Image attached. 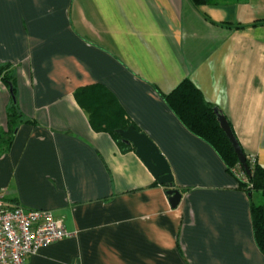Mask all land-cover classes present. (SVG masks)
Masks as SVG:
<instances>
[{
	"label": "crops",
	"instance_id": "crops-1",
	"mask_svg": "<svg viewBox=\"0 0 264 264\" xmlns=\"http://www.w3.org/2000/svg\"><path fill=\"white\" fill-rule=\"evenodd\" d=\"M3 62L25 120L0 154L2 197L72 232L26 264H264L248 194L162 97L190 78L264 165V0H0ZM93 83L163 154L176 207L135 150L91 127L74 91ZM10 99L0 81V130Z\"/></svg>",
	"mask_w": 264,
	"mask_h": 264
},
{
	"label": "trees",
	"instance_id": "trees-1",
	"mask_svg": "<svg viewBox=\"0 0 264 264\" xmlns=\"http://www.w3.org/2000/svg\"><path fill=\"white\" fill-rule=\"evenodd\" d=\"M190 1L199 6L217 4L220 0ZM0 81L8 87L11 97L6 107L5 127L0 130L1 154L9 148L18 125L25 119L15 100L16 80L11 63H0ZM162 97L186 129L214 148L227 171L237 180V187L248 194L254 242L264 254V165L245 154L250 174L245 173L229 140L220 128L214 111L217 107L205 99L202 91L190 78L182 79L170 92L162 94ZM74 98L88 115L89 123L95 131L110 134L123 152L135 150L132 144L122 141L119 131L129 126L143 131L128 116L116 96L106 86L101 83L80 86L75 89ZM228 123L231 126L229 121ZM162 186L166 191L177 189L180 192L173 181ZM12 205L18 206L15 203Z\"/></svg>",
	"mask_w": 264,
	"mask_h": 264
},
{
	"label": "built area",
	"instance_id": "built-area-1",
	"mask_svg": "<svg viewBox=\"0 0 264 264\" xmlns=\"http://www.w3.org/2000/svg\"><path fill=\"white\" fill-rule=\"evenodd\" d=\"M71 235L50 210L14 206L0 191V264H26L40 247Z\"/></svg>",
	"mask_w": 264,
	"mask_h": 264
},
{
	"label": "water",
	"instance_id": "water-1",
	"mask_svg": "<svg viewBox=\"0 0 264 264\" xmlns=\"http://www.w3.org/2000/svg\"><path fill=\"white\" fill-rule=\"evenodd\" d=\"M214 111L220 128L224 132L237 155L238 162L242 166L245 173L249 175L250 170L246 163L245 153L243 152L231 126L229 125L227 118L217 108H215ZM119 134L121 135L123 142L132 144L135 149V153L160 184H168L173 181L172 173L167 160L159 151L153 140L145 132H140L132 126H129L127 129L120 130ZM166 193L169 196L168 201L171 207H176L180 201L181 193L177 189H168Z\"/></svg>",
	"mask_w": 264,
	"mask_h": 264
}]
</instances>
